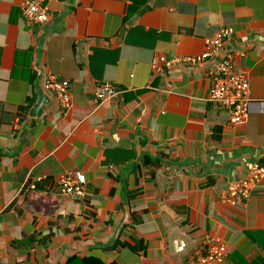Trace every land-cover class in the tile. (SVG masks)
Listing matches in <instances>:
<instances>
[{
  "label": "crops",
  "instance_id": "crops-1",
  "mask_svg": "<svg viewBox=\"0 0 264 264\" xmlns=\"http://www.w3.org/2000/svg\"><path fill=\"white\" fill-rule=\"evenodd\" d=\"M25 1L0 0V263L184 264L211 236L219 264H264V182L234 206L223 195L264 165V0H42L45 25L24 20ZM223 28L250 85L237 126L208 102L218 58L154 71ZM47 75L69 82L66 113ZM102 83L123 93L100 102ZM76 173L85 197L63 196Z\"/></svg>",
  "mask_w": 264,
  "mask_h": 264
},
{
  "label": "built area",
  "instance_id": "built-area-1",
  "mask_svg": "<svg viewBox=\"0 0 264 264\" xmlns=\"http://www.w3.org/2000/svg\"><path fill=\"white\" fill-rule=\"evenodd\" d=\"M21 13L30 25H45L50 21L49 8L42 0H26ZM233 35L231 28H223L208 41L207 49L199 56L176 58L161 57L154 66L155 73H162L166 68L172 69L176 65L197 67L205 64L209 59L218 58V63L212 71L213 84L209 90L208 102L228 111L230 124L233 126L245 122L250 109V85L244 74L235 71L236 60L239 57L234 51L226 48V44ZM162 65V66H161ZM43 87L54 94L57 106L67 112L72 108L73 100L70 84L67 80H59L53 75L44 77ZM123 93L111 83H102L95 90V98L100 102L114 99ZM44 179L37 178L29 181L25 189L35 191L37 184ZM264 182V165L254 163L247 175L230 183L224 192V199L234 206L238 201L247 200L251 194ZM62 195L65 197H85L87 185L86 177L82 173L64 174L58 179ZM226 254V246L218 239L207 236L203 242V249L198 255L184 264H219ZM2 264V263H0Z\"/></svg>",
  "mask_w": 264,
  "mask_h": 264
},
{
  "label": "trees",
  "instance_id": "trees-1",
  "mask_svg": "<svg viewBox=\"0 0 264 264\" xmlns=\"http://www.w3.org/2000/svg\"><path fill=\"white\" fill-rule=\"evenodd\" d=\"M25 110H27V109H23V111H25ZM66 264H106V263H104L102 260L94 258V257H89V258H84V259L72 257V258L68 259Z\"/></svg>",
  "mask_w": 264,
  "mask_h": 264
},
{
  "label": "water",
  "instance_id": "water-1",
  "mask_svg": "<svg viewBox=\"0 0 264 264\" xmlns=\"http://www.w3.org/2000/svg\"><path fill=\"white\" fill-rule=\"evenodd\" d=\"M44 100H45V99H44L43 96L41 95V100H40L39 104H38L37 107L32 111L33 116H36V115L38 114L39 110L41 109V107H42V105H43V101H44Z\"/></svg>",
  "mask_w": 264,
  "mask_h": 264
}]
</instances>
